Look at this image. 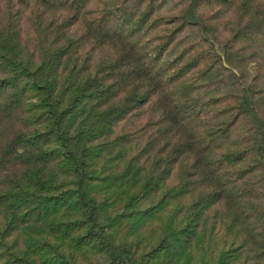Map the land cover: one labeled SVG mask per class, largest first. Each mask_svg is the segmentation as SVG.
<instances>
[{
	"label": "trees",
	"instance_id": "trees-1",
	"mask_svg": "<svg viewBox=\"0 0 264 264\" xmlns=\"http://www.w3.org/2000/svg\"><path fill=\"white\" fill-rule=\"evenodd\" d=\"M0 264H264V0H0Z\"/></svg>",
	"mask_w": 264,
	"mask_h": 264
},
{
	"label": "rangeland",
	"instance_id": "rangeland-1",
	"mask_svg": "<svg viewBox=\"0 0 264 264\" xmlns=\"http://www.w3.org/2000/svg\"><path fill=\"white\" fill-rule=\"evenodd\" d=\"M254 72H255V66H254V64H250L249 73H252L251 75H253Z\"/></svg>",
	"mask_w": 264,
	"mask_h": 264
}]
</instances>
